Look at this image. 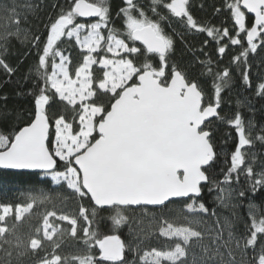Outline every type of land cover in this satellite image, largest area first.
Masks as SVG:
<instances>
[{
	"label": "snow or ice",
	"instance_id": "snow-or-ice-1",
	"mask_svg": "<svg viewBox=\"0 0 264 264\" xmlns=\"http://www.w3.org/2000/svg\"><path fill=\"white\" fill-rule=\"evenodd\" d=\"M32 7L15 0L0 6V26L5 29L0 38L15 36L21 43L29 42V30L20 27L27 22L21 9ZM223 7L234 32L199 24L190 12V0H149L147 7L139 0H123L116 13L119 26L110 0H69L66 10L61 8L54 19L49 18L42 47L40 36L32 37L38 60L34 76L26 75L24 82L34 80V87L17 93L32 96V118L13 132L0 131V170L42 172L54 184L66 186L80 203L76 215L45 211L35 235L27 240L17 224L35 215L34 206L51 197L30 194L26 204H0V250L9 258L0 264H13L14 252L16 264L40 252L45 254L36 264H237V252L239 264H264V206L248 201L250 223L245 222L242 235L233 231L227 218L223 225L217 219L218 230L192 227L206 223L205 216L216 215L197 199L205 187L216 191V200L225 208L235 207L236 197L264 194V159L258 161L253 151L257 142L264 145V129L253 137L254 125L248 121L246 127L239 110L232 118L219 111L221 93L230 86L229 69L213 72L211 59L201 61V74L213 76V95L206 99L199 80L172 61L174 40L165 30L176 18L187 29L206 33L221 57L228 44L238 46L231 62L250 87L249 53L264 45V0H225ZM71 42L82 53V62L74 67L62 47ZM3 55L0 52V71L11 77L18 69ZM256 94L264 97V82ZM11 116V111L0 113V122ZM216 121L234 128L238 136L223 180L210 175L220 155L213 136ZM241 175L247 186L233 189ZM177 202L186 224L161 217L158 234L167 241L162 248L144 250L149 234L141 237L143 229L135 233L134 244L117 234L129 224L127 213L133 206L169 208ZM102 211L109 213L111 234L99 231ZM9 217H14L11 225ZM66 234L82 242L79 254L62 256L56 251L61 245L54 237L62 240ZM44 241L52 243L51 252L45 250Z\"/></svg>",
	"mask_w": 264,
	"mask_h": 264
},
{
	"label": "trees",
	"instance_id": "trees-1",
	"mask_svg": "<svg viewBox=\"0 0 264 264\" xmlns=\"http://www.w3.org/2000/svg\"><path fill=\"white\" fill-rule=\"evenodd\" d=\"M13 0H0V6L12 3ZM19 5L31 4L32 10L21 9L27 16V22L21 23L22 30H29V42L21 43L20 39L15 36L7 37L6 39L0 38V52H4L3 58L12 67L17 68L16 73L9 77L3 71H0V113L11 111V118L0 122V131L8 134L25 126L31 117V112L34 108V101L32 96L17 95L21 88L27 90L34 87V80L24 82L26 75L34 76L35 65L38 60L37 48L33 46L32 37L40 36L41 47L46 40L47 28L49 18H55L61 8L65 10L69 7V0H15ZM139 2L147 7L149 0H139ZM225 0H190V12L199 24L213 26L216 28L227 27L230 31L234 32L232 27L233 21L231 20L228 10L223 7ZM112 7L113 19L117 26L120 20L116 18V13L119 8L123 6V0H110ZM221 9L217 12L216 9ZM95 22V21H92ZM172 27H166L165 30L172 35L174 40V51L172 53V61L177 67L185 71L191 78L198 79L201 86L206 92V99H210L213 95V76L201 74L204 69L201 61L212 60L213 72H222L228 68L231 73L230 86L225 88L221 93L222 103L219 109L221 115L226 118H232L239 110L243 119L246 122L251 121L254 127L252 128V135L255 137L261 134V129H264V97L258 96L257 87L261 82H264V45L259 46L255 53H249L247 70L250 73L251 86L246 85L242 79V70L232 64V57L239 51L238 46L228 44L223 57L218 53V45L206 33H199L195 30L187 29L178 19L172 18ZM12 30H15V25H12ZM5 29L0 26V37L4 35ZM22 39V38H21ZM208 44L205 45V41ZM227 41H221L223 45ZM246 45V42H245ZM66 54H70L72 59V66L82 62V53L78 47L74 46V42L62 45ZM7 49L5 52L4 49ZM30 69L32 72L30 73ZM7 96L5 102L2 97ZM6 103V108H5ZM213 136L215 149L220 155L215 162L210 175L215 180H223L224 172L230 165V154L234 151L238 143V136L234 128H231L226 123L216 121L213 125ZM258 154V161L264 159V145L257 142L253 148ZM260 163L258 162L256 168L259 169ZM245 177L240 176V183L233 184L231 187L236 190H241L247 185L244 183ZM43 193L45 196L51 197V200L43 203L36 204L33 212L35 215L25 216L24 220L17 224V229L20 235L27 240L30 235H35V228L39 227L42 223V217L47 210H55L58 213H67L69 215H76L78 213L79 198L76 197L66 186L61 187L54 184L49 177L43 174L36 173H22V172H8L0 170V204H26L29 195H40ZM216 191H209L205 187L201 197L197 198L198 201L203 202L210 210H215L216 215L211 214L204 217L206 223L200 225H192L200 231H206L211 228L218 230L217 219L223 225L225 218L231 220L234 224L233 231L237 235H242L245 232V222H249L248 217V201L251 200L257 205L264 206V194L257 193L255 197L251 194L247 198H239L233 201L235 207L225 208L222 207L216 200ZM235 195V193H234ZM85 206L88 201H83ZM181 203L177 202L170 205L169 208H137L129 211L127 215L130 217L129 224L124 225L118 235L121 239L129 243H135V233L140 229L144 231L140 233L141 237L149 234V239L145 240L142 247L147 250L151 247L162 248L167 243L164 237H160L154 227L159 223L161 217L167 218L177 224H186L182 219ZM108 212H101L98 219V228L101 233L111 234V222L108 220ZM191 215V214H189ZM54 223L60 224L61 227L69 228L66 222L55 221ZM14 217L8 218V223H14ZM95 226V225H94ZM131 228V231H130ZM82 235V233H78ZM227 238V233H225ZM210 236H206L205 242H208ZM54 241L60 243V248L56 251L64 255L79 254L83 249L82 242H78L69 235H65L61 240L60 237H54ZM44 248L47 252H51L52 243L44 241ZM197 253L199 249H195ZM225 251V249H222ZM45 253L40 252L39 255L33 256L31 254L22 258V264H36V261ZM131 260L132 254H128ZM236 261L239 264L241 256L239 252L236 254ZM9 259L5 256L3 250H0V262ZM13 264H16L15 252L13 253ZM247 259V257H245Z\"/></svg>",
	"mask_w": 264,
	"mask_h": 264
},
{
	"label": "water",
	"instance_id": "water-1",
	"mask_svg": "<svg viewBox=\"0 0 264 264\" xmlns=\"http://www.w3.org/2000/svg\"><path fill=\"white\" fill-rule=\"evenodd\" d=\"M92 20H96L97 18H91ZM4 171H8V172H19L18 170H4ZM22 173H36V174H43L42 172H31V171H24ZM141 207H145V208H154V209H160L162 208L163 206H133V209H137V208H141Z\"/></svg>",
	"mask_w": 264,
	"mask_h": 264
},
{
	"label": "rangeland",
	"instance_id": "rangeland-1",
	"mask_svg": "<svg viewBox=\"0 0 264 264\" xmlns=\"http://www.w3.org/2000/svg\"><path fill=\"white\" fill-rule=\"evenodd\" d=\"M158 226H159V223L154 227V230L157 231V233H158Z\"/></svg>",
	"mask_w": 264,
	"mask_h": 264
}]
</instances>
